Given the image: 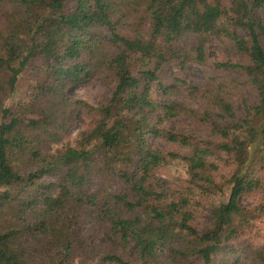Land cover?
Here are the masks:
<instances>
[{"label":"trees","instance_id":"obj_1","mask_svg":"<svg viewBox=\"0 0 264 264\" xmlns=\"http://www.w3.org/2000/svg\"><path fill=\"white\" fill-rule=\"evenodd\" d=\"M213 41L239 59L215 68L240 77L201 90L187 65L207 63ZM2 73L0 264H264V244L237 240L264 216V0H0ZM98 78L104 103L70 94ZM78 107L89 124L75 147ZM180 117L197 130L165 127ZM239 120L257 125L227 150ZM179 165L181 186L164 191L157 173Z\"/></svg>","mask_w":264,"mask_h":264},{"label":"rangeland","instance_id":"obj_2","mask_svg":"<svg viewBox=\"0 0 264 264\" xmlns=\"http://www.w3.org/2000/svg\"><path fill=\"white\" fill-rule=\"evenodd\" d=\"M207 54H208V62L207 63H197L191 62L187 65L188 78L189 82L192 86L197 87L201 90H205L206 88H212L214 85H226V83L222 82V78L225 75L233 78L240 77V73L237 70H233L230 68L218 69L215 68L214 62L216 61H237L238 56L234 49H232L228 45V41L224 43H218L213 41L212 43L207 45ZM175 69L170 66L169 71L173 72ZM6 77L5 73L0 75V79ZM31 85V78L28 76H23L18 81V86L20 89H27ZM231 85V84H229ZM194 90V89H193ZM245 97L249 101H255L256 96L252 89L244 88L242 89ZM112 91V85L108 83L107 79L98 78L95 80L87 81L70 91V94L76 98L81 99L89 105L98 106L101 103H104L109 98ZM195 91V90H194ZM179 100H181L186 105L192 108H200L202 107V100H199L197 97L193 95H187L185 92L179 94ZM232 100L234 102L235 108L238 109L239 113L242 114L240 109V102L238 96L233 94ZM89 124V119L83 112L82 107H78L75 114V122L72 129L67 133L65 140L71 142V144L75 147H80L83 144V131L86 130ZM257 122L255 120H239L235 123H229L225 126L224 132L228 135V143L224 144L227 150L231 149L232 146L236 148L247 140L250 132L256 127ZM165 127L168 129L177 130L183 133H191V131L197 130L196 126H193L186 118L180 117L175 118L168 121L165 124ZM158 142V141H157ZM192 142L195 143V140L192 139ZM160 145H164V142H158ZM179 150L183 153H189L187 149L180 148ZM185 169L183 166L179 165L176 167H167L165 170H161V172L157 173V176L161 180L162 189L164 191L171 188H178L181 186L180 177L184 174ZM230 171L228 167H221L220 172L227 175ZM95 181L88 182V188H93L95 186ZM244 204L250 205L252 200L242 198ZM85 223L82 222L81 227L83 228ZM81 229V228H80ZM90 230L95 231L92 233L93 237L91 242H102L105 239V234L102 233L99 229L94 226L90 227ZM238 241H246L254 245H262L264 244V216L255 221V225L252 230H245L242 235H240L237 239ZM230 242V240H229ZM228 242H223L221 249L226 246ZM226 244V245H225ZM127 262L126 257H122L121 260L118 259H109L102 260L97 259L95 263L91 264H124ZM237 264H244L243 260H239Z\"/></svg>","mask_w":264,"mask_h":264}]
</instances>
